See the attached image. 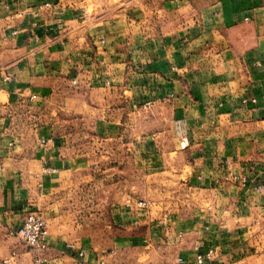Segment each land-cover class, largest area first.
Instances as JSON below:
<instances>
[{
	"label": "crops",
	"instance_id": "crops-1",
	"mask_svg": "<svg viewBox=\"0 0 264 264\" xmlns=\"http://www.w3.org/2000/svg\"><path fill=\"white\" fill-rule=\"evenodd\" d=\"M118 1L0 0V256L197 264L213 247L215 264H264V0ZM80 134L146 174L151 194L179 186L178 201L113 209L115 249L64 208L94 179ZM31 211L48 220L46 251L14 236Z\"/></svg>",
	"mask_w": 264,
	"mask_h": 264
},
{
	"label": "rangeland",
	"instance_id": "rangeland-1",
	"mask_svg": "<svg viewBox=\"0 0 264 264\" xmlns=\"http://www.w3.org/2000/svg\"><path fill=\"white\" fill-rule=\"evenodd\" d=\"M118 3L119 1L115 0V3L110 5L111 10L109 11L118 12ZM87 140L89 141L90 138H85L83 134H80L77 149L81 154L89 153L87 157L91 162H94L91 165L93 166L94 179L89 181L77 180L75 185L66 191L64 208L69 211L70 222L76 225L74 228L76 232L80 231L81 237L90 238L95 243L94 245L99 246V248L111 250L116 248L114 237L123 232V230H119L122 228L114 222L113 209L127 203L128 199L132 201L139 200V198H146L151 201L155 199L160 202L178 201L177 196H172L175 194L173 190L179 186L171 181L162 180L159 184L161 191H158L164 194H151L146 174L135 172L127 159L125 162L119 163L115 160L114 155H111L112 160L110 158L101 160L100 152H93L90 147L92 144L88 143ZM112 148L110 145L105 150L110 152L117 150L116 147ZM105 168L106 171L103 172ZM166 193L170 194L167 195ZM134 230L145 235L147 226L142 224ZM14 236L17 237V235ZM22 243L24 242L22 241ZM156 262L157 264H169L168 260L151 261L150 259L138 264H155Z\"/></svg>",
	"mask_w": 264,
	"mask_h": 264
},
{
	"label": "built area",
	"instance_id": "built-area-1",
	"mask_svg": "<svg viewBox=\"0 0 264 264\" xmlns=\"http://www.w3.org/2000/svg\"><path fill=\"white\" fill-rule=\"evenodd\" d=\"M14 33H16L14 31ZM105 43V39L101 40ZM76 83V81H74ZM256 102V100H253ZM43 141V142H48ZM50 170V169H45ZM239 179L244 185L246 182V178L244 176L236 177ZM264 189V186H262ZM128 204L132 203L131 199L127 200ZM138 206L147 207L148 202L146 200L137 201ZM17 237H19L27 247L32 250H36L39 252L46 251L49 247L48 245V237L50 235L49 223L45 215L41 212H29L23 220L22 225L16 229L14 232ZM86 254V250L82 249L78 253L79 257H84ZM215 256L216 250L213 247H209L208 249L199 252L195 257V262L197 264H215ZM178 262L182 263L185 259L182 256L178 257ZM0 264H19L18 263V253L16 251H12L8 256H0ZM100 264H105L102 261Z\"/></svg>",
	"mask_w": 264,
	"mask_h": 264
}]
</instances>
